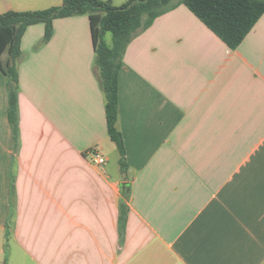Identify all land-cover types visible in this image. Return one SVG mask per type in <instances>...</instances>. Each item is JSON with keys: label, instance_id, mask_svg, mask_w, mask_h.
Segmentation results:
<instances>
[{"label": "crops", "instance_id": "1", "mask_svg": "<svg viewBox=\"0 0 264 264\" xmlns=\"http://www.w3.org/2000/svg\"><path fill=\"white\" fill-rule=\"evenodd\" d=\"M179 2L123 55L126 172L87 16L55 19L45 44L43 24L26 29L14 137L0 72V264H264V13L230 50Z\"/></svg>", "mask_w": 264, "mask_h": 264}, {"label": "trees", "instance_id": "2", "mask_svg": "<svg viewBox=\"0 0 264 264\" xmlns=\"http://www.w3.org/2000/svg\"><path fill=\"white\" fill-rule=\"evenodd\" d=\"M197 18L228 49L235 50L264 13V0H181ZM173 0H128L119 7L111 1L62 0L59 7L34 12L9 11L0 14V72L6 78L8 119L16 136L18 70L20 41L26 29L44 25L42 43L53 36L55 19L87 16L95 56L94 69L105 97V116L110 140L119 153V166L126 172L125 149L118 120V74L129 43L147 30L155 19L174 9ZM125 199L128 192L123 191ZM127 206H119V230L125 227Z\"/></svg>", "mask_w": 264, "mask_h": 264}, {"label": "built area", "instance_id": "3", "mask_svg": "<svg viewBox=\"0 0 264 264\" xmlns=\"http://www.w3.org/2000/svg\"><path fill=\"white\" fill-rule=\"evenodd\" d=\"M92 155V162L95 165L103 166L106 163V159L104 156H102L99 152L94 151L91 153Z\"/></svg>", "mask_w": 264, "mask_h": 264}, {"label": "rangeland", "instance_id": "4", "mask_svg": "<svg viewBox=\"0 0 264 264\" xmlns=\"http://www.w3.org/2000/svg\"><path fill=\"white\" fill-rule=\"evenodd\" d=\"M61 1H62V0H56V3H59L58 5L61 6V4H62ZM127 1H128V0H127ZM179 1H181V0H173L174 3H175V2H179ZM117 3H119V0H117V1L115 2V5H117ZM59 6H57V7H59Z\"/></svg>", "mask_w": 264, "mask_h": 264}]
</instances>
